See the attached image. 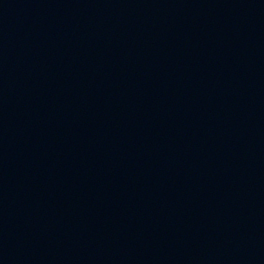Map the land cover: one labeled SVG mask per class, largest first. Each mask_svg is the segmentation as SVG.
<instances>
[{
	"label": "water",
	"instance_id": "95a60500",
	"mask_svg": "<svg viewBox=\"0 0 264 264\" xmlns=\"http://www.w3.org/2000/svg\"><path fill=\"white\" fill-rule=\"evenodd\" d=\"M0 264H264V0H0Z\"/></svg>",
	"mask_w": 264,
	"mask_h": 264
}]
</instances>
